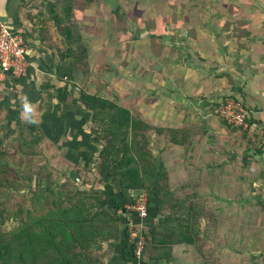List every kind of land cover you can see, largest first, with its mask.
Masks as SVG:
<instances>
[{
	"label": "crops",
	"instance_id": "1",
	"mask_svg": "<svg viewBox=\"0 0 264 264\" xmlns=\"http://www.w3.org/2000/svg\"><path fill=\"white\" fill-rule=\"evenodd\" d=\"M22 1L0 2V24L15 30V26H22L23 20L24 24L28 22L24 19V11L20 10ZM92 8L101 14H112L114 21H98L90 26L88 37L91 52L94 49L95 53H91V71L100 74L90 77L87 84L108 94L107 89L112 90L115 80L122 75L125 77L126 72L121 74L120 65L121 70L107 82L106 75L101 72L111 68L103 67L110 62L119 63L116 59L119 48H131L130 55H136V62L131 64L130 73L126 74L128 81L125 79L123 84L134 97L131 108L145 113L144 119L154 127L164 129L152 132V136H157V143L164 144L162 150L167 143L162 134L170 128L175 129L178 143L170 147H175L177 151L173 153L179 154H172V158L158 155L170 175V193L179 197V188L173 186L174 176L175 173L188 175L185 160L190 155L189 184L194 193L191 204L196 203L204 209L197 200L200 193L201 198L206 199L205 207L211 208L209 219H217L223 225L230 219L227 215L230 213L231 170L237 166V186L239 191L245 192L243 201L249 206L255 204V217L250 215V218L255 219L256 225H264V0H111L107 6L99 3ZM127 33L130 36L124 40ZM58 34L55 41H45L41 40L39 30L32 33L28 48H33L30 51L34 55L28 56V73L13 95L5 90L7 94L1 104L7 105L11 114L19 113L20 119L27 100L34 107V121L42 122L50 142L62 143L68 149L70 160L89 164L96 148L87 116L74 101L68 103L67 94L57 90L61 84L69 89L73 79L84 82L87 73L75 70L72 59L60 57ZM139 49L144 58L143 66L138 59ZM150 65H156L153 73L148 72L152 68ZM96 81L100 86L95 87ZM153 93L156 98L151 104L146 103L145 99ZM230 96L241 98L249 107V129L225 127L216 113L218 104ZM139 97H143L142 103L135 102ZM167 135L173 144L169 132ZM208 143L213 146L209 145L208 151L202 152L199 145L208 146ZM185 147H190L188 153ZM196 153L208 155L205 167H199ZM185 182L183 179L180 189ZM247 192L254 197L246 195ZM151 202L144 230L149 233L155 225L163 228L157 232V240H152V234L144 255L136 263L198 264L197 255L193 257L194 244H171L169 225L162 224L165 215L158 214L161 198L153 195ZM213 207H218L219 211ZM123 237L121 234L95 251L99 264H132L129 258L132 251L128 255L124 253ZM257 255L264 256V249Z\"/></svg>",
	"mask_w": 264,
	"mask_h": 264
},
{
	"label": "trees",
	"instance_id": "2",
	"mask_svg": "<svg viewBox=\"0 0 264 264\" xmlns=\"http://www.w3.org/2000/svg\"><path fill=\"white\" fill-rule=\"evenodd\" d=\"M110 2L23 0L20 10L24 11L28 25L23 20L22 26L14 28L24 37L27 46H30L28 38L37 30L41 40L45 41L54 40L60 33L61 37L57 36L60 57L72 59L75 70L89 72L92 66V46L88 37L90 26L98 21H114L112 14H101L92 6L99 3L107 6ZM124 61L130 67L136 58L132 56ZM121 64L110 62L103 67L111 68L105 76L107 82L121 70ZM121 77L115 80L112 90L107 89L108 94L93 92L89 85L80 86L77 79H73L69 89L63 84L57 88L60 94L70 97L69 104L74 101L85 113L89 133L94 138L96 153L85 165H89L90 171H87L91 176H86L87 180L82 183L75 178V174L82 170L81 163L67 157L68 149L62 143L48 142L45 149L47 136L41 121L35 122L33 118L29 122L21 117L14 125L13 136L0 143V264H99L95 251L103 249L105 244L121 234L124 235V253L128 255L132 251L128 205L135 203L133 192L142 190L148 193L149 209L153 195L161 198L158 214L165 215L162 224L169 225L171 244L196 243L202 210L196 203L191 204L190 199L183 200L176 197V193H170L169 172L150 146L152 132L164 129L154 127L144 119L145 113L131 108L134 97L124 87L125 79ZM23 78L25 76H8L6 80L10 79L11 90L18 91V83ZM99 84L96 81L95 87ZM6 94L5 89H0V102ZM142 99L135 100L142 103ZM168 132L175 144V129L170 128ZM58 146H62L59 156L55 153ZM42 157L45 159L43 162ZM33 159L40 162L35 165ZM51 159H58L54 163L63 167L56 187L48 190L38 183L35 187L30 186L29 191L20 193L29 186L27 179L40 177L42 164L48 165ZM174 204L176 207L171 209ZM162 228V225H155L146 233L145 250L152 234V240H157V232ZM129 255L132 264H137L131 252Z\"/></svg>",
	"mask_w": 264,
	"mask_h": 264
},
{
	"label": "rangeland",
	"instance_id": "3",
	"mask_svg": "<svg viewBox=\"0 0 264 264\" xmlns=\"http://www.w3.org/2000/svg\"><path fill=\"white\" fill-rule=\"evenodd\" d=\"M36 1L40 2V0H36ZM154 20H157V19H154ZM126 35H127L126 37L124 36L125 37L124 40H126L130 36V34H128V33ZM123 44L124 43L122 42V45ZM30 48H28L29 55L33 56L34 53L31 54V51H30L33 48H31V49ZM113 49L114 48H112V49L110 48V50H112L114 53H116L115 50H113ZM93 51H94V49H92L91 53L94 55L95 53ZM130 53H132L131 48H126V49L119 48L117 53H116V54H118V57L116 58L117 61L122 63L121 64L122 72H126V74H127V71H128V73H130L131 66L129 65L130 67H127V65H125L124 60L125 59L129 60L130 57L136 56L134 54L130 55ZM140 53H142L141 50L139 51L138 59L141 62L140 65L143 66L142 59H144V58H143V54L140 55ZM150 67H152V68L148 72L153 73L154 69H155L154 67H156V65H150ZM94 72H96V71L95 70H92V71L90 70L89 72L86 71L85 74L86 73L87 74H86L85 81L82 83L77 81L78 84L80 86L87 87L88 86L87 81L90 79V77L96 76V75L98 77L100 74L98 72H97L98 74H94ZM126 74H125V77L123 75L122 76L124 79L127 80ZM154 74L157 75L158 73H154ZM101 75H107L106 70L102 71ZM6 77L0 78L1 80L5 79L4 82L3 81L0 82V89H5L6 91H8V93H10V95L11 94L13 95V93L16 90L15 91L11 90V88H10L11 85L8 83L10 81V79L6 80ZM119 79H122V77L119 76L117 78V80H119ZM155 83H157V82H155ZM153 84H154V82H153ZM153 86H155V84ZM91 91L95 92V89L92 88ZM11 97H13V96H11ZM155 98H156L155 93H153L152 95L149 94V96L145 99V101H146V103L151 104ZM135 102L137 103L138 101L136 100ZM0 105H1V102H0ZM14 107L15 106L12 107L13 110H14ZM18 114L19 113H17L16 115L11 114L9 112V108L7 107V105L0 107V143H2V141L6 137L13 136L12 131L14 130V125H16L20 120V119H18L19 118ZM220 119L224 122L225 127H229V128H233V129L238 128V127H232V125H229L228 123H226V121L224 119H222L221 117H220ZM207 127H208V125H206L205 128H207ZM239 129L244 130L242 128H239ZM202 132L206 133V129H203ZM167 134H168V132L167 133L164 132L162 134V138H165V140H167L165 150H162L164 148V144L159 143V142L157 143L156 134H154L153 136L151 135L152 141L150 143V146L152 147V152L154 153V155L172 158V154L173 155L179 154L178 152L173 153V151H177V150L173 149L175 147H170V146H173L174 144H170L168 137L166 138V136H168ZM46 136L47 137L45 139V145H46L45 149H47L48 142H50V138L48 137V135H46ZM209 145L213 146L211 143H208V146L206 144H200L199 147L201 148L202 152L206 153L208 151L207 147H210ZM189 149H190V147L189 148L185 147V151L187 153H188ZM191 149H193V147ZM61 152H62V146H60V147L58 146V150L55 152L56 155L59 156V153H61ZM48 153H49L48 155H50V152H48ZM233 153L236 154L237 150L233 151ZM196 154H198V153H196ZM207 156L208 155H206V154H198L199 167H205L206 166ZM190 157L191 156L188 155V160L187 161L185 160V162L187 164V171L186 172L188 175L187 176H181L180 173L179 174L175 173L174 180H173V182H174L173 186L179 188L177 191V194L183 200L191 199V197L194 196L193 195L194 193L191 191L190 184H189V182L191 181ZM43 160H45V159L42 157V162H43ZM37 161L40 162L39 160H35V159H33L32 162L33 163L35 162V165H36V164H38ZM55 161L57 162L58 159H56V160L51 159L49 161L48 165L44 166L42 164L43 167L39 166V167H42L41 171H40L42 177L37 176L36 178H34L32 180L27 179L29 186L23 188L20 191V193L23 191H29L30 186L35 187L38 183L42 184L43 186H46L48 188V190L55 188L59 179H60V176H61V175H59V173H61L62 172L61 170H63L62 166H59L58 163H54ZM80 163H81L80 166L82 167V170L79 174H75V178L78 182L82 183L83 181L87 180L86 176H91V173L89 172L90 171L89 167H88L89 165L85 167L86 164H83V161ZM51 169H53V170H51ZM236 169H237V166H234V167H232V170H231L232 180H231V186H230L231 196H229L230 197V205H229L230 213H229V215H227L228 212H226L227 217H229L230 219L225 220L223 225H220V223L217 222V219H213V220L209 219V215H210L209 209H211V208H207L208 206L205 207L207 205L206 199L201 198V194L198 193L199 196H198L197 200L204 207V209L202 210V215H204V216H202V218L199 219L200 220L199 226H198L199 227V233L195 238L196 243L193 245V250L194 251L196 250L195 252H193V257L194 256L196 257V255H197V257L195 258V261H197L198 264H264V256L257 255L260 252V249H264V225L258 226V225H256L255 219L250 218V215L255 217L254 216L255 215L254 211H256L255 204H252L251 206H249V205H247V203H245L243 201L245 192H241L242 190L239 191V189H238V186H237V182H238L237 175L238 174H237ZM87 170H89V171H87ZM48 172H50L51 175ZM47 175H50L49 179H47ZM72 177L74 178L73 175H72ZM183 179L186 181L185 182L186 184L184 185V187H181V189H180V185H181ZM81 187H82V185L80 186V188ZM139 192L140 191H134L133 193L137 194ZM246 195H251L252 197H254L253 193L247 192ZM247 206H249V207H247ZM174 207H176V206L173 205L171 207V209ZM213 209L215 211H219L218 207L217 208L213 207ZM223 231L227 234H225ZM222 233H224V239L222 238ZM260 236H262L263 238ZM256 249L258 252L256 251ZM261 256L263 257V259H261ZM193 262H194V260H193Z\"/></svg>",
	"mask_w": 264,
	"mask_h": 264
},
{
	"label": "built area",
	"instance_id": "4",
	"mask_svg": "<svg viewBox=\"0 0 264 264\" xmlns=\"http://www.w3.org/2000/svg\"><path fill=\"white\" fill-rule=\"evenodd\" d=\"M28 53L24 37L8 26L0 24V78H5L7 75L12 77L26 75L30 67ZM216 113L230 125L242 129L250 127V109L241 98H229L221 101L216 108ZM134 196L136 197L135 203L128 205L131 213L128 217V229L132 255L137 262L145 252L146 232L144 228L145 221L149 216V208L146 190H142Z\"/></svg>",
	"mask_w": 264,
	"mask_h": 264
},
{
	"label": "clouds",
	"instance_id": "5",
	"mask_svg": "<svg viewBox=\"0 0 264 264\" xmlns=\"http://www.w3.org/2000/svg\"><path fill=\"white\" fill-rule=\"evenodd\" d=\"M0 2H2V0H0ZM33 113L34 107L27 100H25L23 104V111L21 113L22 118L28 120L29 122H32Z\"/></svg>",
	"mask_w": 264,
	"mask_h": 264
}]
</instances>
